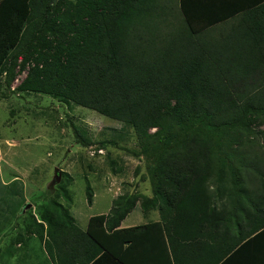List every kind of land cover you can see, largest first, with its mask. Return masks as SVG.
Masks as SVG:
<instances>
[{
	"label": "trees",
	"instance_id": "trees-1",
	"mask_svg": "<svg viewBox=\"0 0 264 264\" xmlns=\"http://www.w3.org/2000/svg\"><path fill=\"white\" fill-rule=\"evenodd\" d=\"M208 1L197 14L187 0H0L6 82L21 59L19 90L130 124L147 164L151 195L119 196L85 230L56 199L33 217L54 264H145L154 238L215 227L218 264L264 228V1ZM138 202L160 220L120 227ZM235 204L246 229L226 221Z\"/></svg>",
	"mask_w": 264,
	"mask_h": 264
},
{
	"label": "rangeland",
	"instance_id": "rangeland-1",
	"mask_svg": "<svg viewBox=\"0 0 264 264\" xmlns=\"http://www.w3.org/2000/svg\"><path fill=\"white\" fill-rule=\"evenodd\" d=\"M28 69L20 59L11 85L0 72V264H51L33 217L52 200L84 226L123 194L152 193L133 127L57 95L19 90ZM132 221H145L139 206L125 222ZM10 237L26 238L24 251Z\"/></svg>",
	"mask_w": 264,
	"mask_h": 264
},
{
	"label": "crops",
	"instance_id": "crops-1",
	"mask_svg": "<svg viewBox=\"0 0 264 264\" xmlns=\"http://www.w3.org/2000/svg\"><path fill=\"white\" fill-rule=\"evenodd\" d=\"M190 5H195L194 12L197 14L203 13L205 9V5L207 2H210L208 0H187ZM217 2H221L222 0H216ZM264 0H230V2H234L237 5L240 4H252V3H262ZM197 5V6H196ZM139 206L141 212L143 213L145 221L137 222L132 221L130 223H126L127 216L130 215V213L126 216V218L121 222L120 227L126 228L131 227L135 225L140 224H146L154 221L160 220V214L157 210H150L148 212H144L140 202L137 203L136 207ZM134 208V209H135ZM229 210H232L231 213L228 215V219L226 221L230 224H232V229L241 224L244 229H246V204H235V205H229ZM132 213V212H131ZM238 214H241L243 219H238ZM150 215L153 216V218H150ZM75 217V215L73 214ZM90 216L88 217L89 220ZM36 219L39 221L36 217ZM76 222L77 218L75 217ZM88 220L86 225L82 226L78 224L82 229L87 228ZM221 220V218H220ZM219 218L217 219L216 223L218 226H223V223L221 225ZM241 222V223H240ZM35 225V223H34ZM36 227V226H35ZM216 228V227H215ZM212 228L210 233L206 235L204 238H201L200 240H197L199 242H186L181 239H172L171 243H169V239L165 237V241L167 243L160 244V242H163L164 240L161 237H156L152 240L153 245L155 242H158L159 246H155V249L153 251L150 250L149 245L152 244L149 241V244L146 246V253H145V264H208L209 262H212L213 257L216 255V250L218 248L219 244V236H218V230L217 228ZM1 230L5 231L6 226L3 224L1 227ZM234 230V229H233ZM3 235L5 233L1 232ZM34 238L39 239L38 237H35V232H33ZM20 236V235H19ZM26 238L24 237H10L7 241V243L12 244L16 243L17 249L19 251H24L23 244H25ZM31 240L33 238H30ZM6 240V237H4V241ZM40 240V239H39ZM163 240V241H162ZM2 241V238H0V242ZM42 252H45L46 256L50 259L51 264H54V262L51 260V258L48 256V253L45 251L43 243L40 242ZM161 245V246H160ZM216 252L213 256V253ZM21 254V253H20ZM27 257L24 255L21 257L22 263L25 261ZM47 264V262H45ZM44 264V263H43ZM218 264H264V228L250 236L249 238H245L242 243H240L233 252L228 255V257L223 260L221 263Z\"/></svg>",
	"mask_w": 264,
	"mask_h": 264
}]
</instances>
